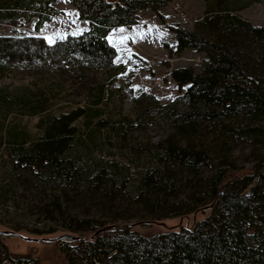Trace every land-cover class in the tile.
<instances>
[{"label":"rangeland","instance_id":"obj_1","mask_svg":"<svg viewBox=\"0 0 264 264\" xmlns=\"http://www.w3.org/2000/svg\"><path fill=\"white\" fill-rule=\"evenodd\" d=\"M51 4L58 12L40 29L34 28L35 17L30 20L22 17L16 24L0 21V36L37 35L51 44L80 34L88 27V21L78 16L69 0H53ZM228 8L254 24H264V0H228ZM218 12L221 9L215 0H170L156 12L149 8L139 10L138 21L109 29L108 40L116 49L110 67L88 64L76 53L7 60L0 74V85L28 95V104L44 102L45 109L30 114L32 107L16 104L5 115L0 113L3 139L19 130L26 132L30 141L43 132L53 116L79 110L82 114L73 121L75 129L67 154L80 174L77 172L75 178L66 182L64 178L46 181L45 177L20 173L18 183L12 181V191L5 194L2 192L10 178L9 168L4 167L6 154L0 150V264H12L3 259L4 249L34 255L48 264H95L86 240L94 239L98 233L110 238L125 233L137 239L139 234L153 235L194 226L211 212L212 204L180 215L146 220L142 218L144 206L135 200L140 170L159 164L164 158L162 146L167 138L184 144L187 135L195 146L213 154L214 162L224 155L223 164H231L238 176L248 174L254 179L264 169L262 136L242 133L243 128L254 123L264 127V120L254 122L241 112L228 117L225 124L235 126L231 128L237 132H232V137L222 133V142L213 144V134L218 133L214 122L199 120L198 129L184 134L177 126L178 120L166 108L173 105L179 113L189 109L182 96L187 84H178L171 75L172 68L190 67L200 72L209 61L207 52L199 47L180 49L176 29L205 32L208 28L202 18ZM140 104H147L148 110L144 112ZM236 126L241 129H234ZM117 163L123 170L113 167ZM100 164H106L110 172H117L115 186L117 190L124 189L127 200L113 199L101 206L96 203L98 199L87 195L84 189L88 175ZM76 181L80 183L78 187ZM256 184L264 188V178L256 180ZM53 199L59 201L62 212L50 206ZM66 217L69 220L64 222ZM91 217L104 224L99 222L90 229L82 223L80 230L72 229L79 227L78 220ZM65 223L71 227L66 228ZM99 262L118 264L110 256H101Z\"/></svg>","mask_w":264,"mask_h":264},{"label":"trees","instance_id":"obj_2","mask_svg":"<svg viewBox=\"0 0 264 264\" xmlns=\"http://www.w3.org/2000/svg\"><path fill=\"white\" fill-rule=\"evenodd\" d=\"M52 1L0 0V21L16 24L22 17L27 20L35 17L34 28L38 30L58 12ZM69 1L76 7L78 16L88 21V27L80 34L51 44L37 35L0 36V74L7 60L18 56L76 53L88 64L110 67L116 49L108 40L109 29L116 25L129 26L138 21L139 10L149 8L156 12L170 0ZM215 4L221 12L202 18L207 31L176 29L180 49L199 47L207 52L209 61L200 72L190 67L172 68L171 75L178 84H187L182 96L189 109L179 113L173 105L166 107L184 134L198 129L199 120L214 122L218 133L213 134V144L222 142V133L232 137V132H237L231 128L233 125L225 124L228 117L241 112L254 122L264 120V24H254L232 13L228 0H215ZM209 10L208 6L206 11ZM27 97L0 85V113L5 115L16 104L32 107L30 114L45 109L44 102L28 104ZM140 106L144 112L148 110L147 104ZM81 114L74 110L53 116L43 132L30 141L24 131L15 130L5 140L0 132V150L6 154L4 167L9 168L10 177L2 193L12 191L10 184L18 183L20 173L33 178L45 177L46 181L64 178L68 182L75 178L79 172L67 150L72 145L73 121ZM243 129L242 133L261 135L264 140L262 125L254 123ZM184 136V144L167 138L162 146L164 158L158 154L159 164L140 170L135 200L144 206L142 218L146 220L180 215L207 204H212L211 212L189 229L139 234L137 239L125 233L116 238L98 233L94 239L86 240L95 264H100L101 256H110L118 264H264V188L256 184V180L264 178V169L254 179L248 174L238 176L231 164H223L224 155L214 162L213 154ZM154 156L157 157L156 152ZM117 165L113 167L123 170ZM106 166L100 164L89 173L84 189L101 206L112 203L113 199H128L124 189L118 191L115 186L117 172H110ZM75 185L78 187L79 181ZM50 206L62 212L56 199L51 200ZM68 220L66 217L64 222ZM78 222L79 227L72 229L80 230L82 223L90 229L104 224L95 217ZM65 224H68L66 228L71 227ZM2 257L12 264H48L34 255L7 249L3 250Z\"/></svg>","mask_w":264,"mask_h":264}]
</instances>
